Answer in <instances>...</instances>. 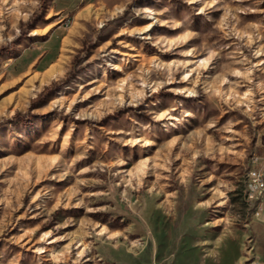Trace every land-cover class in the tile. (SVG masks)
<instances>
[{"label": "rangeland", "instance_id": "1", "mask_svg": "<svg viewBox=\"0 0 264 264\" xmlns=\"http://www.w3.org/2000/svg\"><path fill=\"white\" fill-rule=\"evenodd\" d=\"M264 0H0V264L264 260Z\"/></svg>", "mask_w": 264, "mask_h": 264}, {"label": "built area", "instance_id": "2", "mask_svg": "<svg viewBox=\"0 0 264 264\" xmlns=\"http://www.w3.org/2000/svg\"><path fill=\"white\" fill-rule=\"evenodd\" d=\"M264 194V173L259 170H250L248 172L247 182V198L250 201H255ZM264 210V201L261 202L257 215ZM253 264H264V260H256Z\"/></svg>", "mask_w": 264, "mask_h": 264}]
</instances>
